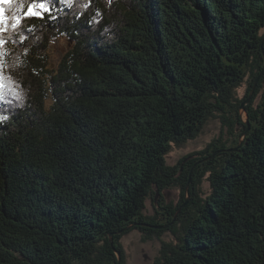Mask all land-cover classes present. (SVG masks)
Returning a JSON list of instances; mask_svg holds the SVG:
<instances>
[{
	"label": "trees",
	"instance_id": "1",
	"mask_svg": "<svg viewBox=\"0 0 264 264\" xmlns=\"http://www.w3.org/2000/svg\"><path fill=\"white\" fill-rule=\"evenodd\" d=\"M38 2L0 3V264H264V0Z\"/></svg>",
	"mask_w": 264,
	"mask_h": 264
},
{
	"label": "rangeland",
	"instance_id": "2",
	"mask_svg": "<svg viewBox=\"0 0 264 264\" xmlns=\"http://www.w3.org/2000/svg\"><path fill=\"white\" fill-rule=\"evenodd\" d=\"M66 50L65 41L60 40L51 49V56L57 61L60 56ZM244 92V88L237 92L240 97ZM242 120L245 121V113L241 111ZM220 135H224L223 139H226L225 129H222V125L219 119H212L208 121L201 134L195 141L189 142L185 148L172 152L167 157V163L169 165H175L177 161L184 155L200 150L213 139ZM205 187V183L203 184ZM167 202H175L178 199V191L176 189L168 190L164 192ZM152 204L150 200L145 202V214L150 215L152 213ZM122 243L125 248V252L128 256L127 264H153L157 251L159 249V243L157 241L142 243L141 239L136 231H132L128 236L122 238Z\"/></svg>",
	"mask_w": 264,
	"mask_h": 264
},
{
	"label": "water",
	"instance_id": "3",
	"mask_svg": "<svg viewBox=\"0 0 264 264\" xmlns=\"http://www.w3.org/2000/svg\"><path fill=\"white\" fill-rule=\"evenodd\" d=\"M263 44H264V40L262 41V45H263ZM262 47H263V46H262ZM262 52H263V50H262ZM263 58H264V52H263ZM263 73H264V65H263V70L261 71L259 77L257 78V80L255 81V83H254V85H253V89L251 90V92H250L249 95H248V98H247V99L241 104V106H240V108H241V110H242L243 112L245 111V106L250 102V100H251V98H252L253 91H254V87H255L257 81H258L259 78L263 75ZM246 125H247V131L244 133L243 136H245V135L247 134L248 130H249V126H248V121H247V120H246ZM226 151H228V152L236 151V148L229 149V150H226ZM219 153H220V152H216L215 154H213V156H215V155H217V154H219ZM209 159H210V158H207L206 160H209ZM190 183H191V178L189 177L188 185H187V187H186V190H187V191H188V188H189ZM187 202H188V199H186L185 202H184V204H183V205L177 210L176 215H175V217H174L173 220H175L176 216H177L178 213L180 212V209H181L182 207L186 206ZM137 225H141V226H145V227H151V226H148V225H145V224H133V225H130L129 227L125 228L124 230L118 232V234H121L122 232H126V231L130 230L132 227H135V226H137ZM165 227H166V226H164V227H152V228L160 229V228H165ZM112 237H113V235L110 234V235H109V238H110V244H111V246H113V240H112ZM113 249H114V251H115V254H116V256H117V260H118V264H119L120 259H121V258H120V252H118L114 247H113Z\"/></svg>",
	"mask_w": 264,
	"mask_h": 264
},
{
	"label": "snow or ice",
	"instance_id": "4",
	"mask_svg": "<svg viewBox=\"0 0 264 264\" xmlns=\"http://www.w3.org/2000/svg\"><path fill=\"white\" fill-rule=\"evenodd\" d=\"M11 2H12V0H0V3H11ZM34 7H38L39 9H43L44 11L49 10L48 8L45 7V3L43 2V0H40V2L29 7L27 15H31V16H40L41 15V13L39 11L33 10ZM13 19H17V23L19 22L18 18L14 17ZM3 22H4L3 9H0V24H3ZM17 23L12 24V27L16 28ZM0 31H3V29L0 28ZM0 89H2V85H0ZM2 98H3L2 91H0V99H2ZM5 119H7V117H0V120H5Z\"/></svg>",
	"mask_w": 264,
	"mask_h": 264
}]
</instances>
